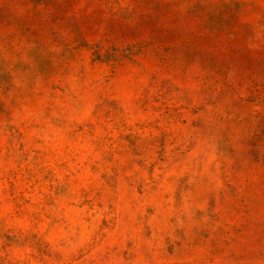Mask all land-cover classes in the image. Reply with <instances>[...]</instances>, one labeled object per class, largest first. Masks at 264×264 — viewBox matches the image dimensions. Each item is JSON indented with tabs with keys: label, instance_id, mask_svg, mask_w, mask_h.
I'll return each instance as SVG.
<instances>
[{
	"label": "rangeland",
	"instance_id": "obj_1",
	"mask_svg": "<svg viewBox=\"0 0 264 264\" xmlns=\"http://www.w3.org/2000/svg\"><path fill=\"white\" fill-rule=\"evenodd\" d=\"M0 264H264V0H0Z\"/></svg>",
	"mask_w": 264,
	"mask_h": 264
}]
</instances>
